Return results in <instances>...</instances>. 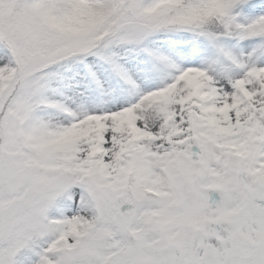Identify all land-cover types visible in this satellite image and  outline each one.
Here are the masks:
<instances>
[{"label":"snow or ice","instance_id":"snow-or-ice-1","mask_svg":"<svg viewBox=\"0 0 264 264\" xmlns=\"http://www.w3.org/2000/svg\"><path fill=\"white\" fill-rule=\"evenodd\" d=\"M0 264H264V0H0Z\"/></svg>","mask_w":264,"mask_h":264},{"label":"rangeland","instance_id":"rangeland-1","mask_svg":"<svg viewBox=\"0 0 264 264\" xmlns=\"http://www.w3.org/2000/svg\"><path fill=\"white\" fill-rule=\"evenodd\" d=\"M209 195L211 196L212 200L218 201L219 200V194L215 192H210Z\"/></svg>","mask_w":264,"mask_h":264}]
</instances>
